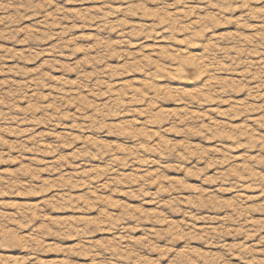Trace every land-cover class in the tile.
Listing matches in <instances>:
<instances>
[{
  "label": "clouds",
  "instance_id": "9594fccd",
  "mask_svg": "<svg viewBox=\"0 0 264 264\" xmlns=\"http://www.w3.org/2000/svg\"><path fill=\"white\" fill-rule=\"evenodd\" d=\"M0 264H264V0H0Z\"/></svg>",
  "mask_w": 264,
  "mask_h": 264
}]
</instances>
